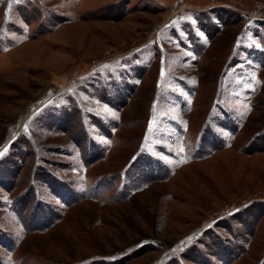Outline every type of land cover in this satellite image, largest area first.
<instances>
[{
    "label": "rangeland",
    "instance_id": "rangeland-1",
    "mask_svg": "<svg viewBox=\"0 0 264 264\" xmlns=\"http://www.w3.org/2000/svg\"><path fill=\"white\" fill-rule=\"evenodd\" d=\"M0 264H264V0H0Z\"/></svg>",
    "mask_w": 264,
    "mask_h": 264
}]
</instances>
